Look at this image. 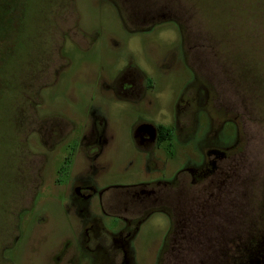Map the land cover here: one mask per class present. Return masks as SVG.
<instances>
[{
  "label": "flooded vegetation",
  "instance_id": "af4514ba",
  "mask_svg": "<svg viewBox=\"0 0 264 264\" xmlns=\"http://www.w3.org/2000/svg\"><path fill=\"white\" fill-rule=\"evenodd\" d=\"M30 1L3 0L15 46ZM106 1L121 34L82 30L70 0H42V41L17 73L18 98L3 99L17 152L3 183L21 206L0 263L264 264L246 74L219 66L216 44L165 0ZM165 24L174 38L155 30Z\"/></svg>",
  "mask_w": 264,
  "mask_h": 264
},
{
  "label": "rangeland",
  "instance_id": "374dc122",
  "mask_svg": "<svg viewBox=\"0 0 264 264\" xmlns=\"http://www.w3.org/2000/svg\"><path fill=\"white\" fill-rule=\"evenodd\" d=\"M67 1L69 2L65 0L66 3ZM70 1L75 9L74 12L72 15L63 12L62 15L65 13L67 16H81L85 21L82 30H98L103 34H121L124 31L108 1L105 0L103 5H96L97 0ZM165 1V6L171 11L169 16H183V21H178L179 26L184 30L188 27L199 31L216 44L219 66L232 68L234 74L239 72V69L240 75L243 72L246 74L244 78L243 75L240 79L238 75L236 78L240 85H243L244 81V86L249 81V94H246L250 102L246 109L249 113L246 120L249 132L248 152L251 162L257 163L260 172L257 177L262 175L264 172V0ZM42 8L45 9L42 0L30 1L27 6V19L24 20L23 25L24 33L20 34L15 46L10 38L3 35L5 8H3V0H0V254L3 246V231L8 228L10 218L21 206L16 194L17 186L3 183V166L7 172V179L11 180L12 170L17 161L13 127L8 122L9 114L3 108V99L18 98L17 73L21 66L25 65L27 54L33 44L36 46L42 41L40 32H37L40 22L39 10ZM155 30H165L166 38L170 39L177 33V28L173 24H165V27ZM9 36L16 41L17 29L10 32ZM255 163H253L254 167ZM42 202L43 199H39L38 204L44 208L45 203ZM47 214L51 218L50 213ZM19 246L20 243L13 250L7 251L6 256L17 260ZM140 264H149V262L141 260Z\"/></svg>",
  "mask_w": 264,
  "mask_h": 264
}]
</instances>
